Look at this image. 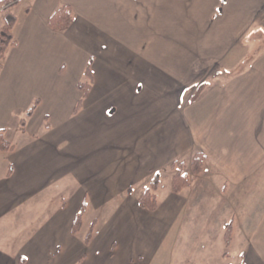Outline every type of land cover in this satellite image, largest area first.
<instances>
[{"label": "crops", "instance_id": "obj_1", "mask_svg": "<svg viewBox=\"0 0 264 264\" xmlns=\"http://www.w3.org/2000/svg\"><path fill=\"white\" fill-rule=\"evenodd\" d=\"M25 3L0 67V130L15 146L0 151V264H167L166 243L230 224L225 264H264V38H249L264 36V0ZM63 5L74 19L56 31ZM251 43L246 61L237 47ZM197 151L204 171L174 192L171 165L190 174ZM155 175L151 211L139 197ZM85 202L82 222L103 217L88 242L73 232Z\"/></svg>", "mask_w": 264, "mask_h": 264}, {"label": "trees", "instance_id": "obj_2", "mask_svg": "<svg viewBox=\"0 0 264 264\" xmlns=\"http://www.w3.org/2000/svg\"><path fill=\"white\" fill-rule=\"evenodd\" d=\"M20 3V0H0V7L1 5H5L4 9H8L11 7H14L15 5H18ZM3 9V11H4ZM6 23L0 28V58L1 60L5 57L6 51L9 47L14 46L17 44V40L14 37L13 34V28L16 22V17L11 16L10 14H6ZM74 19V12L72 8L69 5H63L59 7L49 18V25L51 28H53L56 31H63L67 29L72 21ZM1 67V65H0ZM86 75L89 77L90 82H81L79 83V87L83 89L84 91V97L90 90L92 86V80H93V73L91 70V64L88 65L86 70ZM37 103V102H36ZM82 103L80 102L79 106ZM36 108V104L28 111L27 116H30L34 109ZM22 128H25L26 126V118H23L21 121ZM5 130H0V151H13L15 149V146L11 144L9 141L5 139ZM206 155L201 152L197 151L195 155L193 156L192 162H191V173L183 172L182 169L178 170V172L174 175L172 180V190L176 193L181 192L184 188L188 187L191 182L199 176L205 168V162H206ZM185 165V162H174L171 166L172 168H181ZM13 168L10 167L9 174L12 172ZM160 186V176L155 175V177L150 182L149 186L143 191V193L139 197V203L141 207L154 211L159 206V201L156 195V191L158 190ZM87 203L85 202L80 213L75 219V222L73 224V232L76 233L82 224L83 219V213L86 210ZM232 225L230 224L228 226L227 232H226V243L227 245L230 244L232 240ZM93 234V228L87 235V242L91 239Z\"/></svg>", "mask_w": 264, "mask_h": 264}, {"label": "rangeland", "instance_id": "obj_3", "mask_svg": "<svg viewBox=\"0 0 264 264\" xmlns=\"http://www.w3.org/2000/svg\"><path fill=\"white\" fill-rule=\"evenodd\" d=\"M25 7H26L25 0H22V1L20 0V3L18 5H15L14 7H11L8 9H4L5 8L4 4L1 5L0 7V28L6 23V17H5L6 14H10L11 16H15L16 18L21 17L23 15V9ZM263 21H264L263 17H259L258 22L261 23ZM251 33L253 34H251L249 38L252 37V40L253 38L254 39L264 38V36L263 37L260 36V34H262V30L261 31L259 30V33L257 34V30L252 29ZM252 40L251 42H253ZM257 41L256 39L254 40L255 43ZM257 47L256 48L254 47V48L257 49ZM237 48L242 49V50L244 48V53L246 52L250 53L249 56L245 58V60L246 61L251 60V58L253 57V53H251L252 50L254 49L253 44L247 45V46L245 45V47L244 46L241 47V44H239ZM257 50L262 52V50H264V46H260V48ZM1 62L2 60L0 58V65H1ZM246 64L248 65V63H245L244 65ZM215 69L216 68L214 67L213 72H212L213 75L215 73ZM206 72H208V70H206ZM216 73H218V71ZM180 169H182V171L184 172L185 167L182 166ZM165 182L168 184L170 183V180L166 176H165ZM70 189L74 190L75 186L71 187ZM100 215L94 216L93 213H91L85 216L84 221L81 224V226L84 227V229H86V232L84 231L85 242H87V235L93 226H94V229L98 230L97 219L98 221L99 219H103V217ZM88 229L89 231L87 232ZM93 233H94V230H93ZM224 236L226 237V233L225 235L221 234L220 232L217 231L216 228H214L212 232H207V230L205 232H203V230H199L193 233L187 232L186 234H183L182 239L178 242V244L174 248H172V246L169 243H166L165 248L166 250H168L167 251L168 254L165 253L166 263L167 264L169 263L171 264H204L206 260L209 264H225L227 259H225L224 255H227V254L229 255L232 252V249H227L226 246L224 245ZM232 237H233V233H232ZM200 238H202L203 240L211 239L213 242L212 248L207 249L206 251L197 250L195 247L197 246V243L200 240ZM225 242H226V238H225ZM228 259H230L228 260V262L234 263L235 254H233V256H230Z\"/></svg>", "mask_w": 264, "mask_h": 264}]
</instances>
